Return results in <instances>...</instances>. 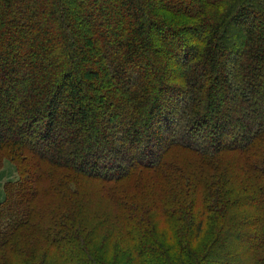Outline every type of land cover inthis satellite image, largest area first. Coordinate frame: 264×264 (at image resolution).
<instances>
[{
	"label": "trees",
	"instance_id": "16d2710c",
	"mask_svg": "<svg viewBox=\"0 0 264 264\" xmlns=\"http://www.w3.org/2000/svg\"><path fill=\"white\" fill-rule=\"evenodd\" d=\"M1 151L0 264H264V0H0Z\"/></svg>",
	"mask_w": 264,
	"mask_h": 264
},
{
	"label": "rangeland",
	"instance_id": "374dc122",
	"mask_svg": "<svg viewBox=\"0 0 264 264\" xmlns=\"http://www.w3.org/2000/svg\"><path fill=\"white\" fill-rule=\"evenodd\" d=\"M111 27L115 29V31H117L118 28L117 26H111ZM179 105H181V103H179ZM176 152L178 151H174V153ZM178 155L184 159L185 164H187L188 166L189 165L191 166L193 164V156L191 155V153L179 151ZM18 180H19V176L14 166L13 158L11 157L10 153L1 151L0 152V202H3L5 199L4 197L7 194H9L8 190H10L12 187L14 190ZM63 200L64 198L62 193L60 196L57 194V197L47 198L42 202L44 203V205L46 204V206H48L53 213H55L60 211V209L62 208L64 210L65 206L62 204ZM118 220H119L118 218L115 219V221ZM166 221H167L166 216L163 215L162 217L159 218V220L152 221V224L156 223L157 225V226L155 225L156 226L155 230H152L154 227L152 225H149V228L152 227L151 230H152L153 238H155V236H160L159 238L163 240L162 242L165 245L169 246L173 242L170 241L172 239H169L171 238L172 231L169 229V226L167 224L168 222ZM122 229L123 232H121L122 230L114 232V234L111 236L112 238L109 239L110 241L112 240L111 242L104 241L103 239V237L110 238L109 236L106 237L104 236L103 230H105V226L104 229L101 228V230L99 229L98 231L93 232L92 237L90 235L92 241L90 243V247L93 246L94 248H98V246L103 245L101 251L99 250V252L100 254H102L103 258L106 261L113 262L114 259L115 260L121 259L120 262H124L125 260H122L123 255L124 253L132 249L133 241L131 242V240H129L126 233L127 231L126 227L122 226ZM228 241L232 243L231 244L232 246L230 247L231 250L237 247L236 244L237 241L235 240V236H231L230 239H228ZM225 244H228V242L227 243L225 242Z\"/></svg>",
	"mask_w": 264,
	"mask_h": 264
}]
</instances>
